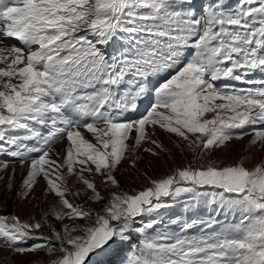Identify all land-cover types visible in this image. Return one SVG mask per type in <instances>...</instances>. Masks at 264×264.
Instances as JSON below:
<instances>
[{
	"label": "snow or ice",
	"instance_id": "6c2138e0",
	"mask_svg": "<svg viewBox=\"0 0 264 264\" xmlns=\"http://www.w3.org/2000/svg\"><path fill=\"white\" fill-rule=\"evenodd\" d=\"M0 37L18 42L0 49V173L12 158L27 167L18 198L40 179L52 198L34 222L0 214V248L45 253L46 264L128 248V264H264V160L177 168L107 198L95 179L119 189L129 152L145 142L166 151L156 129L197 156L246 136L264 150V0H0ZM143 100L146 114L133 118ZM181 196L239 219H173L178 231L153 235Z\"/></svg>",
	"mask_w": 264,
	"mask_h": 264
},
{
	"label": "rangeland",
	"instance_id": "374dc122",
	"mask_svg": "<svg viewBox=\"0 0 264 264\" xmlns=\"http://www.w3.org/2000/svg\"><path fill=\"white\" fill-rule=\"evenodd\" d=\"M7 48H10V46L0 43V49ZM0 67H3V65H0ZM231 84H234L237 87L241 86L235 81ZM208 118H211V114L208 115ZM149 131L151 132L152 130L150 129ZM249 131H251V129H249ZM88 135L90 136L88 139H92L91 135ZM152 139L160 142L166 151L160 152L150 143H143L141 148L135 153L129 152L126 159L122 161L121 165L118 167L115 175L119 182V189H114L110 185L103 184L100 178L96 177L95 179L98 188L105 191H124L132 194L151 186L150 181L153 179L158 180L171 175L177 168L188 167L190 165L193 167H199L201 165L206 166L208 163L217 167H224L237 164L243 160V166L251 169L264 160V150L260 149L259 146L253 147L249 145L250 136H246L240 141H232L226 148L214 150L210 153H203L200 156H197L196 151L193 148L188 147L185 142L180 141L179 138L171 134H166L159 129L155 130V135L152 136ZM65 143L66 142H63L53 148V153L51 154L53 159H57L56 153L60 152V149ZM145 147H152L153 151L159 152V155L154 157L150 153H145L143 151V148ZM60 154L62 156V153ZM133 160L136 161L135 166L132 164ZM26 172V166L21 168L20 165H9V169L6 172L0 173V176H2V179H0V203H2L0 204V207H4V204L7 205V201L11 197L12 201L9 205L12 206L13 209L8 215H3H15L24 222H34L40 219L42 213L47 207H51L52 198H46L42 194V189L45 186L43 179H40L39 186L35 188L30 196L27 198H18L17 192L20 188L21 178L26 175ZM9 183L14 184L15 187L13 190L8 189L7 185ZM69 185L73 186L75 190L76 185L74 178L69 179ZM74 198L75 197H70V199ZM190 209L194 218L206 217L204 211L207 209V205L205 203L200 202L198 204L196 201L192 200ZM198 215L201 217H198ZM213 217L223 224L235 223L239 219L238 216H234L233 214L230 218L225 217L222 215V212L214 214ZM159 218L158 220H160ZM178 230L179 229L173 226L169 228L165 227L163 229V231L172 232ZM156 233L157 229H154L153 235ZM192 233L194 234L195 231L192 230ZM30 243L31 242H29V244ZM50 259L51 258L45 253L14 256L10 254L8 249L0 248V264H46Z\"/></svg>",
	"mask_w": 264,
	"mask_h": 264
},
{
	"label": "trees",
	"instance_id": "16d2710c",
	"mask_svg": "<svg viewBox=\"0 0 264 264\" xmlns=\"http://www.w3.org/2000/svg\"><path fill=\"white\" fill-rule=\"evenodd\" d=\"M145 172V171H144ZM144 174V173H143ZM147 174V173H146ZM148 176V175H147ZM100 190V189H99ZM104 195H105V197L107 198L109 195H110V193L112 192V191H105V190H100ZM6 194V193H5ZM5 194H3V195H5ZM11 194H12V192H11ZM1 196V195H0ZM75 200H76V202H78V203H82L83 201L82 200H80V199H77V198H74ZM12 201V199H11V197L8 199V201H7V205L6 204H4V207H0V214H9L10 212H11V210L13 209L12 208V206H10L9 205V203ZM0 204H2V203H0ZM85 207H93V208H96L97 206H93L91 203H89V204H86L85 205ZM45 234H47L46 232H45ZM29 243V242H28ZM94 264H105V258H103L102 260H98V261H96Z\"/></svg>",
	"mask_w": 264,
	"mask_h": 264
},
{
	"label": "bare ground",
	"instance_id": "6f19581e",
	"mask_svg": "<svg viewBox=\"0 0 264 264\" xmlns=\"http://www.w3.org/2000/svg\"><path fill=\"white\" fill-rule=\"evenodd\" d=\"M86 138H89V136H88V135H86ZM56 146H57V145H55V146H54V148H55Z\"/></svg>",
	"mask_w": 264,
	"mask_h": 264
}]
</instances>
